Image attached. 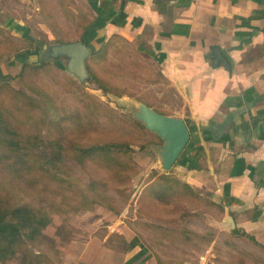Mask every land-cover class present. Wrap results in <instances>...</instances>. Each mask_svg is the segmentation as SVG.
I'll return each mask as SVG.
<instances>
[{"label": "rangeland", "instance_id": "1", "mask_svg": "<svg viewBox=\"0 0 264 264\" xmlns=\"http://www.w3.org/2000/svg\"><path fill=\"white\" fill-rule=\"evenodd\" d=\"M61 2L0 1V107L12 124L10 134L0 128V206L17 208L19 216L29 210L36 224L46 223L29 240L21 237L13 255L0 264L70 263L75 244L106 235L107 243L122 248L121 228L141 239L156 264H264L263 245L225 219L223 209L174 166L162 169L164 141L134 118L139 102L163 113L164 103L174 101L157 64L116 39L117 44L93 48L97 52L86 61L91 82L80 84L62 61L40 59L34 52L49 29L77 39L74 30H61ZM66 19L70 28L74 19ZM11 22L24 23L28 36L13 35ZM24 61L48 66L22 77ZM78 86L90 96L84 103L75 98ZM47 96L65 115L50 128L43 124V113L36 112ZM82 105L99 110L101 120L94 123ZM82 132L86 141L78 143ZM76 146L92 154L78 159Z\"/></svg>", "mask_w": 264, "mask_h": 264}, {"label": "crops", "instance_id": "2", "mask_svg": "<svg viewBox=\"0 0 264 264\" xmlns=\"http://www.w3.org/2000/svg\"><path fill=\"white\" fill-rule=\"evenodd\" d=\"M61 14V30L77 39L44 48L40 59L65 67L52 46L83 42L92 52L122 39L157 64L174 97L161 114L184 120L191 133L174 167L264 246V0H62ZM10 28L28 36L24 23ZM53 30L60 29H49L50 41ZM117 231L122 248L106 242L110 235L92 238L75 244V259L63 264H156L137 235Z\"/></svg>", "mask_w": 264, "mask_h": 264}, {"label": "trees", "instance_id": "3", "mask_svg": "<svg viewBox=\"0 0 264 264\" xmlns=\"http://www.w3.org/2000/svg\"><path fill=\"white\" fill-rule=\"evenodd\" d=\"M87 29L85 30L86 33ZM55 33V32H53ZM56 39L54 41H50L48 40V38H46L45 41H43L42 43H40L39 47L34 48V52H36L37 54H40L41 56L46 55L48 52L45 51L44 48H48L49 46H51L54 43H65V39L63 37H61L60 35H57L55 33ZM84 39V37H83ZM106 47V46H105ZM104 47V48H105ZM94 50V49H93ZM91 52V56L94 55L97 51H93ZM46 66H48L45 62L41 61L40 65H33V64H28V63H24L22 65V69L20 72V76H24L26 73L32 72V71H38V70H42L44 69ZM95 81L97 83H99V80L95 78ZM3 85V84H1ZM1 87V86H0ZM3 88V87H1ZM99 89H102L101 87H99ZM31 90V89H30ZM32 91V90H31ZM18 94H21L20 92ZM44 94V93H43ZM23 98H25L27 100V102H23V104L27 105L28 104V100L29 98L26 97V95H20ZM86 97H90L88 95V93H86V91L84 89H81L78 87H76V92H75V98L78 100H80L82 103L85 102L84 98ZM39 99H42V97H40ZM31 100V99H30ZM46 101L45 105L44 102ZM45 101H42L41 103L38 104V107L36 108V112L37 113H43V117H46L44 126H47L50 128V126H52L54 123H56L57 121L60 123L61 121H63L64 119V114L61 112V110L59 108H57V106L55 105L54 101L52 100L51 97L47 96V99ZM31 102L34 104L36 103L33 99L31 100ZM48 103H51L53 105V107L51 108L48 107ZM92 105H97L96 103ZM85 108V113L88 115L89 118H91L93 120V122H98L101 120V116L99 114V110H98V114L97 112L93 111L90 107H87V105H82ZM99 108L101 107L100 105H97ZM82 109V108H81ZM80 109V110H81ZM79 110V111H80ZM4 112V109L2 107H0V128H5L7 129V133L10 134L11 131L10 126H12V124H8L2 116V113ZM90 113V114H89ZM61 114V119H57V115ZM84 117L85 114L83 113ZM57 124V123H56ZM60 125V124H57ZM49 132V131H47ZM81 135L83 136L82 139H78L77 142L78 143H84L85 140V136L86 133L84 134L83 132L81 133ZM58 147L62 150H64V148H62L61 144L58 143L57 144ZM90 148H87L85 146H76L75 147V151L78 154V159L79 158H87L88 155H91L92 153H90V151H87ZM19 159L21 160H25L24 157H19ZM28 159V158H26ZM27 168L26 169H30L31 167H29V165H24ZM29 167V168H28ZM3 209H7L4 207L0 206V262H5V260H7L9 257H11L14 253V251L16 250V247L18 245H20L19 240L21 239V237H25L28 240L33 237L32 235H37V233L41 232V230L46 226L45 224H36L35 222V218L33 216V214L29 211V210H22L25 215L24 216H19L21 215L20 210L16 209H10V210H3ZM10 217V218H9ZM7 218H9V220H7ZM40 227V229H39ZM23 264H33L32 261L29 262H25Z\"/></svg>", "mask_w": 264, "mask_h": 264}, {"label": "water", "instance_id": "4", "mask_svg": "<svg viewBox=\"0 0 264 264\" xmlns=\"http://www.w3.org/2000/svg\"><path fill=\"white\" fill-rule=\"evenodd\" d=\"M50 51L53 58L65 61L67 72L74 76L78 82L81 84L91 82V76L86 68V61L91 54L88 45L83 42L61 44L52 46ZM216 55L220 61L225 62L219 50L216 51ZM133 116L147 130L164 141L160 147L159 156L162 169L169 171L176 164L191 139V133L186 123L182 119L158 113L144 103L138 104ZM229 221L235 226L232 219L229 218Z\"/></svg>", "mask_w": 264, "mask_h": 264}]
</instances>
